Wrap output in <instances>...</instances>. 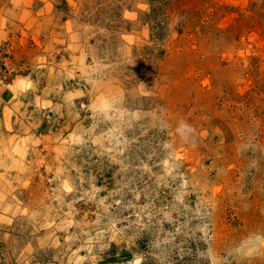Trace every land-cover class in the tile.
Instances as JSON below:
<instances>
[{
  "label": "rangeland",
  "instance_id": "rangeland-1",
  "mask_svg": "<svg viewBox=\"0 0 264 264\" xmlns=\"http://www.w3.org/2000/svg\"><path fill=\"white\" fill-rule=\"evenodd\" d=\"M0 264H264V0H0Z\"/></svg>",
  "mask_w": 264,
  "mask_h": 264
},
{
  "label": "bare ground",
  "instance_id": "bare-ground-1",
  "mask_svg": "<svg viewBox=\"0 0 264 264\" xmlns=\"http://www.w3.org/2000/svg\"><path fill=\"white\" fill-rule=\"evenodd\" d=\"M16 81H18V80H16Z\"/></svg>",
  "mask_w": 264,
  "mask_h": 264
}]
</instances>
